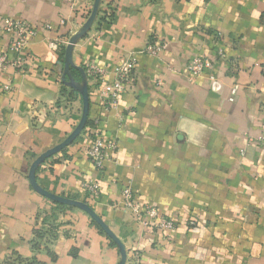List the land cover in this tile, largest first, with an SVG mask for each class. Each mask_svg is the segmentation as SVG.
<instances>
[{
  "label": "crops",
  "instance_id": "0c3cea01",
  "mask_svg": "<svg viewBox=\"0 0 264 264\" xmlns=\"http://www.w3.org/2000/svg\"><path fill=\"white\" fill-rule=\"evenodd\" d=\"M93 4L0 0V50L9 44L3 18L27 19L37 31L24 69H0V264L34 256L40 264L119 263V247L87 212L60 207L29 180L33 161L81 119V95L62 80L61 51ZM101 10L112 17L98 16L75 45V62L112 67L138 54V65L116 109L105 111L90 87V119L100 122L47 159L38 183L93 206L126 245V264H264V0H103ZM163 41L159 56L140 53ZM197 55L215 64L194 77L186 67ZM95 131L118 141L102 170L87 152ZM89 181L100 183L96 199ZM127 185L138 207L156 206L175 229L145 226L123 205ZM50 224L35 249V230Z\"/></svg>",
  "mask_w": 264,
  "mask_h": 264
},
{
  "label": "built area",
  "instance_id": "2783aa9c",
  "mask_svg": "<svg viewBox=\"0 0 264 264\" xmlns=\"http://www.w3.org/2000/svg\"><path fill=\"white\" fill-rule=\"evenodd\" d=\"M3 29L9 36V44L6 49L0 50V69L7 70L15 68L22 70L26 64L24 52L29 45V38L37 34L31 22L27 19L3 18ZM65 25V20L61 21ZM46 29H52L51 24H46ZM51 47L56 45L55 41L51 42ZM167 43H149L140 53L151 56H159ZM219 58H225L226 53L220 49ZM215 60L207 55L195 56L187 65V71L194 77H199L214 68ZM138 65V54H132L122 60L119 64L112 67L103 66L96 62H91L86 66V72L91 83L100 98L105 111L116 109L121 101L122 95L128 90L132 81V74ZM114 78L110 80L109 76ZM215 79L214 75L210 76ZM5 90H10L9 84H3ZM239 85L235 84L231 89L230 100L235 99ZM100 116L93 119V125L97 127L100 122ZM93 142L87 150L91 161L99 168L104 169L107 162L114 159L118 151L117 139L106 141L98 131L93 133ZM259 139L264 141V132L260 134ZM91 199H96L100 195V183L98 181H89L84 183ZM123 205L129 209L145 226H155L165 230H173L177 226L176 220L172 216H161L156 206L146 205L141 209L138 207L134 198L132 186H124L121 193Z\"/></svg>",
  "mask_w": 264,
  "mask_h": 264
},
{
  "label": "water",
  "instance_id": "95a60500",
  "mask_svg": "<svg viewBox=\"0 0 264 264\" xmlns=\"http://www.w3.org/2000/svg\"><path fill=\"white\" fill-rule=\"evenodd\" d=\"M103 0H94V4L91 10V13L85 23L74 32L68 41V44L65 48V57H64V71L62 74L63 82L78 91L82 98V115L79 123L76 125L74 130L67 136V138L56 146L46 150L42 154H40L32 163L30 171H29V180L33 188L44 195L45 197L51 199L54 202L73 206L80 208L87 212L95 222L104 230V232L116 242L117 246L120 250V260L118 264H126L128 258L127 247L124 242L117 236L111 226L107 223V221L97 213V211L91 206L88 202L70 198L67 196H63L57 194L55 192L49 191L46 188L42 187L37 180V171L39 167L50 157L57 154L58 152L65 149L67 146L73 144L79 136L85 130L89 118H90V110H91V94H90V85L89 78L86 72V67L83 65H78L74 60V49L75 45L84 38L88 32L93 27L96 22ZM73 68L77 69L81 74V79L78 80L73 74Z\"/></svg>",
  "mask_w": 264,
  "mask_h": 264
},
{
  "label": "trees",
  "instance_id": "16d2710c",
  "mask_svg": "<svg viewBox=\"0 0 264 264\" xmlns=\"http://www.w3.org/2000/svg\"><path fill=\"white\" fill-rule=\"evenodd\" d=\"M101 8H102V6H101ZM101 13V14H100ZM104 13V14H103ZM103 14V15H102ZM99 18H98V20H99V22L100 21H108V17H112V14H106L105 12H104V10H101L100 9V12H99ZM64 54H65V49L63 48L62 49V51H61V56H62V58L64 57ZM74 72H78L76 69H74L73 68V73ZM91 125H93V120L92 119H90L89 118V121H88V124H87V126H91ZM86 126V127H87ZM60 207H62V208H67V207H71V206H69V205H65V204H61V203H57ZM51 218L53 219V220H55V217H56V214H54V213H52L51 215ZM46 221V220H45ZM92 221H93V223H95L100 229H101V231L104 233V230L95 222V220L94 219H92ZM50 229L48 228L47 230H44L43 228H37L36 230H35V239H34V243H33V247L35 248V249H38L40 246H41V241L43 240V239H45V238H48L49 236H47V233H49V231H51L52 229H54L55 228V226H53V225H51L50 224ZM56 237V235H52V238H55ZM109 237V236H108ZM109 239L111 240V243L112 244H114V245H116L117 246V244H116V242L115 241H113L110 237H109ZM4 264H40V262H39V260H38V257L37 256H34L33 258H31V259H27V260H25V259H23V258H21V257H18V258H16V259H11V260H9V261H6Z\"/></svg>",
  "mask_w": 264,
  "mask_h": 264
}]
</instances>
